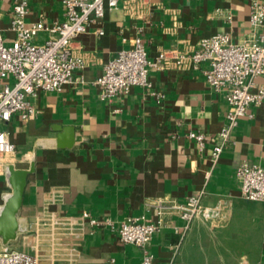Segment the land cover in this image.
<instances>
[{"label": "crops", "instance_id": "obj_1", "mask_svg": "<svg viewBox=\"0 0 264 264\" xmlns=\"http://www.w3.org/2000/svg\"><path fill=\"white\" fill-rule=\"evenodd\" d=\"M15 1L0 0L6 44L14 37L9 26ZM249 15L250 0H125L105 10L103 35L90 30L75 37L72 50L84 66L75 71L74 83L29 97L35 113L27 121L13 115L0 123L15 147L0 166V209L11 193L8 167L34 169L17 237L5 248L33 254L39 264H141L140 249L119 241L120 222L141 215L155 221L156 201L182 204L204 189L203 206L221 205L222 219H196L184 233V222L166 215L148 246L154 264H264V203L245 200L236 177L244 162L264 167V103L251 109L252 118L239 120L234 143L211 169L214 135L229 107L200 70L150 71L152 89L164 96L159 103L140 87L101 100L93 84L103 65L137 35L153 60L162 51H190L219 33L240 42L252 33ZM62 18L63 0H28V22ZM46 38L42 32L35 42ZM255 83L264 86V77ZM64 130L73 134L71 148L59 146ZM188 131L205 134L202 152ZM83 213L109 219L113 228H93Z\"/></svg>", "mask_w": 264, "mask_h": 264}, {"label": "built area", "instance_id": "obj_2", "mask_svg": "<svg viewBox=\"0 0 264 264\" xmlns=\"http://www.w3.org/2000/svg\"><path fill=\"white\" fill-rule=\"evenodd\" d=\"M120 1L125 0H63L62 20L49 24L28 22V0L15 1L9 26L14 35L11 43H5L0 30V123L8 122L13 115L22 122L27 121L35 113L29 97L39 91H59L74 83L75 71L84 66L83 58L72 50L74 38L90 30L103 35L100 25L105 10L117 9ZM249 23L252 33L240 42L234 43L228 34L219 33L200 39L190 51H162L153 60L148 59L144 42L137 35L129 49L118 51L103 65L101 75L93 82L99 90V98L111 100L127 94L133 87H140L159 103L164 96L152 89L148 79L150 71L168 67L200 70L206 83L223 95L229 107L209 153L212 169L226 146L234 143L231 134L239 120L252 118L251 109L264 103V86L255 83L258 77H264V0H250ZM42 32L47 38L36 43L35 38ZM202 64L207 68L202 69ZM187 137L195 142L199 151L204 150L206 136L203 132L188 131ZM14 150L9 133L0 129V166L3 158ZM209 175L210 171L205 173L206 180ZM236 177L245 200L264 203V167L244 162L237 168ZM204 194L201 189L182 204L156 201L155 221L145 215L128 217L116 228L119 241L140 249L141 264H154L148 246L152 235L164 226L166 215H175L183 221L184 233L196 219H222L223 207L203 206ZM82 217L93 228H113L109 219H96L89 213H83ZM0 264H39V260L28 252L6 249L0 241Z\"/></svg>", "mask_w": 264, "mask_h": 264}, {"label": "water", "instance_id": "obj_3", "mask_svg": "<svg viewBox=\"0 0 264 264\" xmlns=\"http://www.w3.org/2000/svg\"><path fill=\"white\" fill-rule=\"evenodd\" d=\"M67 134V130L63 131ZM62 141L61 148H71L73 145V134L59 137ZM33 167L29 170H19L14 166L8 167V183L11 189L0 211V241L3 245L14 241L19 229L18 213L21 209L28 175L33 173Z\"/></svg>", "mask_w": 264, "mask_h": 264}]
</instances>
